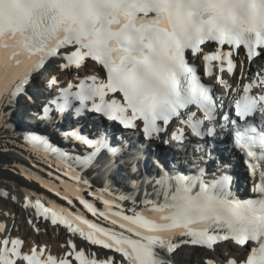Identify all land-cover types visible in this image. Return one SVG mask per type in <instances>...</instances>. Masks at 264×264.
Returning a JSON list of instances; mask_svg holds the SVG:
<instances>
[{
	"label": "snow or ice",
	"instance_id": "1",
	"mask_svg": "<svg viewBox=\"0 0 264 264\" xmlns=\"http://www.w3.org/2000/svg\"><path fill=\"white\" fill-rule=\"evenodd\" d=\"M45 74L43 90L59 94L25 113L21 99L37 103L30 89ZM61 76L71 77L66 86ZM87 114L139 143L85 134ZM29 118L48 131L23 135L31 168L14 167L60 202L25 190L27 223L68 235L62 255L39 244L25 251L15 224L0 223V264H173L185 246L229 248L224 264H264V0H0V130L15 134L14 120ZM225 136L253 198L236 195L229 164L211 151ZM192 137L209 150L179 166L153 156L156 174H140L131 162L154 146L183 151ZM118 162L122 185L97 187L92 174Z\"/></svg>",
	"mask_w": 264,
	"mask_h": 264
},
{
	"label": "bare ground",
	"instance_id": "2",
	"mask_svg": "<svg viewBox=\"0 0 264 264\" xmlns=\"http://www.w3.org/2000/svg\"><path fill=\"white\" fill-rule=\"evenodd\" d=\"M256 67V66H254ZM14 123L16 124L15 120ZM30 124V123H29ZM18 125L16 124V127ZM19 127V126H18ZM14 141V143H12ZM5 142L8 143L9 151L4 152L3 147ZM196 155L200 154L203 155L205 152L201 149L195 150ZM226 152V151H225ZM27 150L23 147V137L21 135L17 134V131L15 134L11 130H0V190L2 191H8L10 196L9 198H0V223H6L11 227L13 224H15V228L12 229L11 235L12 237H27L31 238L29 240H25V250H28L34 246V240L37 242H40L41 245L47 246L48 243L43 241V234L40 235V237L36 236V232L33 230L32 226L27 223V220L30 218H33V209L29 208L25 210L23 208V203L25 201V197L21 194L19 189L17 187H30L34 189L37 192H42L45 195L54 197L51 193H48L45 189L40 188L37 184L34 182H30L27 179H25L23 176L19 175L16 167L14 165L18 162H21L22 159H25L24 157L27 156ZM226 156L230 158V154L226 152ZM27 160V159H26ZM231 161V158H230ZM27 162H29L27 160ZM30 166L31 164L28 163ZM237 168V167H236ZM228 170V168L226 169ZM237 171L240 173L241 171L237 168ZM93 175V178L95 180V184L97 187L104 184L105 180L103 176H97ZM243 181L244 178L242 174H239V183L237 186L238 191H241L243 188ZM115 188H119L118 184H115ZM2 193V192H0ZM12 196L16 197V200L13 201L11 199ZM56 198V197H55ZM11 215H7V214ZM38 225L41 227V231L44 232L45 238L47 240H53L58 241L59 243L63 244L65 240L67 239V233L64 232L62 228H56L54 229L53 226H51L50 223H44L40 224L39 221H37ZM47 236V237H46ZM44 238V239H45ZM46 240V241H47ZM77 243H82L81 241L77 240ZM60 244V246H61ZM56 245V244H55ZM48 250L53 255H61L59 252L62 251V248L56 252L49 249ZM187 251H177L175 255L181 254L178 257V260H173V264H197L198 263V257L203 256V260L199 264H204L203 262L212 259L217 262H221L224 264V261L228 259L231 256V250L229 248L226 249L225 252L221 251L220 246H217V251L213 253L211 250L206 252V249H199V248H193V247H186ZM97 251L102 250L96 249ZM57 253V254H55ZM239 255H243L242 253H239Z\"/></svg>",
	"mask_w": 264,
	"mask_h": 264
},
{
	"label": "rangeland",
	"instance_id": "3",
	"mask_svg": "<svg viewBox=\"0 0 264 264\" xmlns=\"http://www.w3.org/2000/svg\"><path fill=\"white\" fill-rule=\"evenodd\" d=\"M29 163V162H28ZM0 192H3L2 190H0ZM41 234H43V241L44 242H46V243H48L47 244V246L49 247V249L51 250L52 249V251L53 250H58L59 248L61 249L62 247H60V244L59 243H56V241L54 242L53 240H47L46 238H45V235H44V232H41V233H38V235L40 236ZM47 237V236H46ZM45 238V239H44ZM47 240V241H46ZM27 241V240H26ZM29 241H31L30 239H29ZM34 242H35V240H34ZM37 243H40V242H37ZM56 244V245H55ZM45 245V244H44ZM62 246V245H61ZM187 248H185V247H182L181 249H179L178 251H183V253L184 252H189V251H187L186 250ZM223 249L224 248H221V250L223 251ZM208 251H210V250H207L206 252H208ZM60 254H62L63 253V248H62V252H59ZM181 254H177V255H175L174 256V260L175 261H177L178 260V257L180 256ZM177 259V260H176ZM203 260V256H199L198 257V263L197 264H199V262L201 263V261ZM204 263V262H203Z\"/></svg>",
	"mask_w": 264,
	"mask_h": 264
}]
</instances>
